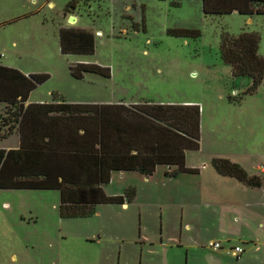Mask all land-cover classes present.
<instances>
[{"label":"rangeland","instance_id":"obj_1","mask_svg":"<svg viewBox=\"0 0 264 264\" xmlns=\"http://www.w3.org/2000/svg\"><path fill=\"white\" fill-rule=\"evenodd\" d=\"M71 2L76 6L66 12ZM72 27L93 32L94 55L62 54L60 32ZM243 32L259 37L264 59V16H205L202 0H0V65L49 75L32 102H52L57 93L69 103L201 110L200 148L186 153V167L198 173L166 177L165 166L149 178L114 172L103 190L108 196L134 190L126 207L101 205L91 218L61 219L58 191L0 190V264H187L188 253L189 264H205L215 254L211 242L223 245L227 264H261L264 243L251 252L240 235L250 233L248 224L224 225L220 211L223 195L241 214L246 201L258 204L264 189L219 175L212 165L231 161L264 185V80L247 94L251 79L235 77L221 55L223 33ZM80 61L108 68L110 78L74 79L69 66ZM17 142L16 134L8 136L0 149ZM252 229L264 231L256 222ZM236 246L246 250L238 260L227 252Z\"/></svg>","mask_w":264,"mask_h":264},{"label":"trees","instance_id":"obj_2","mask_svg":"<svg viewBox=\"0 0 264 264\" xmlns=\"http://www.w3.org/2000/svg\"><path fill=\"white\" fill-rule=\"evenodd\" d=\"M76 2L66 7L74 9ZM205 16L239 13L264 16V0H202ZM178 35L199 33L179 32ZM259 37L243 32L223 33L221 55L235 77H249L254 92L264 80V59L258 54ZM64 55L92 56L95 35L91 31L66 28L60 32ZM70 75L82 80L86 74L110 78V70L98 64L76 63ZM47 74L25 75L0 65V104L4 105L2 139L16 132L17 149H0V190L58 191L61 219H88L100 205H125L135 191L108 196L103 187L114 172H134L152 177L165 166L166 177L197 174L186 167V153L197 151L201 139V110L195 105H135L69 103L54 93L53 101L28 103ZM6 123V124H4ZM219 175L249 187L262 181L249 177L237 164L214 159Z\"/></svg>","mask_w":264,"mask_h":264},{"label":"crops","instance_id":"obj_3","mask_svg":"<svg viewBox=\"0 0 264 264\" xmlns=\"http://www.w3.org/2000/svg\"><path fill=\"white\" fill-rule=\"evenodd\" d=\"M69 16H70V19L74 18V22H76L78 20L77 16L74 15L73 13H71ZM72 28H74V27H72ZM74 29H81V30L90 31L88 29H83V28H74ZM77 63H84V61H80V62H77ZM22 73H24V72H22ZM25 75H27V74H25ZM28 103H47V102H42V101L32 102L29 99ZM90 104H110V105H113L112 103H90ZM115 104H125L126 106L135 105L134 103H125V102H120V103H115ZM13 134H16L17 137H18L17 145H16V147H14V149H17L19 147V136H18V134L16 132H14ZM11 149H13V148L10 147V148L3 149V150H11ZM119 173H121V172H119ZM122 173H125V172H122ZM247 187L250 188V189H253V190H257V191H259V190L261 191V189H264V185H261L260 187H249V186H247ZM248 188H244V189L248 190ZM223 193H229V192H223ZM258 200L259 201H258L257 205H252L251 201H246L247 203L244 204V207H243L244 211L240 214V213L237 212V210L231 211V209H235L236 207H235V205L233 203L232 204L229 203V197L227 196V194L223 195L221 197V206H222V209L220 211L221 221L224 223V225L227 224L228 222L233 223L231 221L232 219H233V221L235 223H238V222H240L242 220V221H245L246 224H248V227H249L248 231L250 233L249 234H242V230H241L240 231V235L243 236L242 237L243 239L245 238L246 242H249V243L252 244L251 252H254V251L256 252L257 250L260 249L259 248L261 246L260 242L264 243V231L262 233H258V234H253V232H252V231H254L252 229V224L254 225L255 222L258 224V229L260 228V229L264 230V196L258 197ZM230 204H231V208H229ZM122 206L126 207L127 204L122 205ZM96 213H97V211H96ZM211 243H215V242H211ZM210 244H209V247L215 252V254L206 257L205 264H227L226 257H229L228 256L229 254L228 253L224 254V252H220V251L224 250L223 245L221 244V246H222L221 249L214 250L210 246ZM236 247H240V246H236ZM243 250H244V252L241 255H239V256L235 254L234 248H232L230 251H227V252H230L231 254H234L236 259L238 260V259H240L242 257L243 254H245L246 250L245 249H243ZM245 258H246V256L244 258H242V259H245ZM189 260L190 259H189V253H188V263L187 264H189ZM261 264H264V261Z\"/></svg>","mask_w":264,"mask_h":264},{"label":"built area","instance_id":"obj_4","mask_svg":"<svg viewBox=\"0 0 264 264\" xmlns=\"http://www.w3.org/2000/svg\"><path fill=\"white\" fill-rule=\"evenodd\" d=\"M210 246H211L214 250H219V249L222 248L221 243H218V242L211 243ZM234 252H235L236 255L239 256V255H241V254L244 252V250H243L241 247H236V248H234Z\"/></svg>","mask_w":264,"mask_h":264},{"label":"water","instance_id":"obj_5","mask_svg":"<svg viewBox=\"0 0 264 264\" xmlns=\"http://www.w3.org/2000/svg\"><path fill=\"white\" fill-rule=\"evenodd\" d=\"M70 21H71L72 23H74V18H71Z\"/></svg>","mask_w":264,"mask_h":264}]
</instances>
